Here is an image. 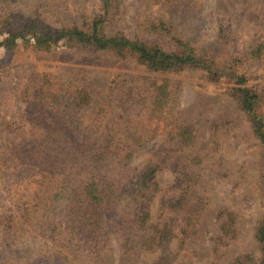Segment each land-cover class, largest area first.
<instances>
[{
    "label": "rangeland",
    "instance_id": "obj_1",
    "mask_svg": "<svg viewBox=\"0 0 264 264\" xmlns=\"http://www.w3.org/2000/svg\"><path fill=\"white\" fill-rule=\"evenodd\" d=\"M53 3L67 22L93 18L100 10L99 0H0V28L13 16L32 17ZM125 9L119 29L126 35H133L139 19H163L175 30L158 39L162 48L175 50L178 36L203 57L227 67L236 62L237 76L247 81L214 79L193 66L151 71L130 55L80 47L39 51L25 39L10 50L3 45L7 34L0 32V264H156L163 255L170 264H264L257 239L264 223V148L236 98L241 88L255 91L263 97L264 113V55L260 61L249 57L264 48V0H127ZM154 86L168 93L157 112ZM131 87L142 96L136 99ZM86 94L91 101L81 106L75 99ZM57 109H74L75 118L99 137L108 127L116 139L144 144L126 167L119 155H108L102 167L117 195L106 214L124 222L111 230L112 243L99 259L71 228L70 190L61 189L71 157L64 152L68 162L55 170L54 160L40 152L44 139L51 149H62L64 132L53 129L62 122ZM13 144L18 148L9 156ZM148 165L158 167L151 178L157 191L136 201L127 193L121 197ZM73 180L78 186L80 175ZM176 186L187 199L173 211L163 200L174 196ZM146 205L151 224L170 228L169 241L139 259H124L119 239L129 232L125 222Z\"/></svg>",
    "mask_w": 264,
    "mask_h": 264
},
{
    "label": "trees",
    "instance_id": "obj_2",
    "mask_svg": "<svg viewBox=\"0 0 264 264\" xmlns=\"http://www.w3.org/2000/svg\"><path fill=\"white\" fill-rule=\"evenodd\" d=\"M99 2L100 10L94 14L93 18L85 16L72 22H67L60 15V10L54 3L32 15V17L13 16L0 28V32L3 31L7 34L3 45L12 50L15 48L18 39H25L32 40V47L39 51H49L55 46L60 47L61 45L68 48L80 47L92 53H112L120 58L130 55L151 71L171 72L193 66L204 68L213 75L214 79L221 75H231L236 78L238 84H244L247 81L244 76H237L236 68L238 65L236 62L230 63L227 67L225 63L203 57L190 42L178 36L177 38L174 36L176 38L175 50L167 51L162 48L158 39L163 38L166 34H173L175 30L173 25H168L163 19H139L135 23L133 35H126L119 27L126 18L125 5L127 0H99ZM263 55L264 48L261 45L252 51L249 57L260 61ZM136 89L138 88L131 87V91L137 99L142 96V92L139 91V95H136ZM154 89L157 94L153 106L157 112L167 101L168 93H165L161 87L154 86ZM236 98L242 110L249 115L255 134L264 148V113L260 112L263 97L255 91L241 88ZM75 100H80L82 106L89 104L91 97L86 94ZM57 111L61 114L59 121L62 122L54 124L56 128L53 129L55 134L64 132L65 140L62 149L61 147L56 151L51 149L50 143L44 139L40 145L41 151H39L48 160V157L54 160L51 168L55 170L58 165L63 163L65 165L68 162L64 152L71 157L70 168L65 169V172L69 173L68 182L61 184V189L70 190L68 200L71 203L69 211V215L72 216L71 228L79 232V240L88 248L90 256L99 259L108 245L112 243L111 230H119L124 222L123 219L114 221L110 215L106 214L112 209L113 202H117V195L114 189L116 188L115 183L108 174L103 173L102 167L107 162L108 155H119L117 158L120 164L126 167L134 158L136 149H144V144L116 139L114 132L108 127L105 130L106 133L102 132L99 137L97 129L85 127L83 122L75 118L76 111L74 109L63 111L57 109ZM65 119L69 122L67 125H64ZM51 125L53 126V124ZM48 129L50 132L53 131L52 127H48ZM91 133H95L96 137L99 138L89 141ZM17 148L14 144L11 149L8 148L9 156L14 155ZM29 161L33 162L30 159ZM157 169V165H148L140 175L130 182L131 187L128 190L123 188L124 194L121 197L127 193L128 198L136 201L138 198L146 197L148 193L151 194L153 188L156 192L157 184L151 181V178ZM75 174L80 175L78 186L73 180ZM182 177L183 179L191 178L186 174ZM173 189L174 196L164 199L163 207L176 211L180 207H185L187 196L182 194L179 196L178 186L173 187ZM52 202L56 204V201ZM80 203L83 207L77 206ZM72 205L75 206L73 214ZM58 206L51 205L48 207L55 210ZM125 224L129 232L124 239H119L120 255L124 259L128 257L139 259L144 253H150L159 247H164L171 236L169 227L159 228L150 223V209L147 205L140 209L137 208L134 219L128 223L125 222ZM47 225L49 224L47 223ZM42 229L43 233H47L44 227ZM49 232L54 234V228ZM257 239L264 261V223L258 230ZM170 262L169 255H163L156 264H170Z\"/></svg>",
    "mask_w": 264,
    "mask_h": 264
}]
</instances>
